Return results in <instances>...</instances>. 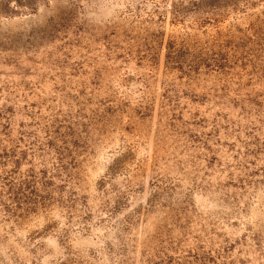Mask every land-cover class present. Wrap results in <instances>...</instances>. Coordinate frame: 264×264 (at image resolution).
I'll use <instances>...</instances> for the list:
<instances>
[{"label": "rangeland", "instance_id": "1", "mask_svg": "<svg viewBox=\"0 0 264 264\" xmlns=\"http://www.w3.org/2000/svg\"><path fill=\"white\" fill-rule=\"evenodd\" d=\"M0 264H264V0H0Z\"/></svg>", "mask_w": 264, "mask_h": 264}]
</instances>
